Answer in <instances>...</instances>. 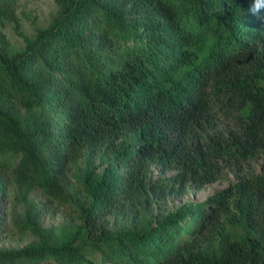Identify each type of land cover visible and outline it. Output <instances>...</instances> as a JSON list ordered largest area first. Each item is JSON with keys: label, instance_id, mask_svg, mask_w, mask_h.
<instances>
[{"label": "trees", "instance_id": "trees-1", "mask_svg": "<svg viewBox=\"0 0 264 264\" xmlns=\"http://www.w3.org/2000/svg\"><path fill=\"white\" fill-rule=\"evenodd\" d=\"M56 2L27 33L0 0V175L25 204L11 234L32 237L0 264H264V0ZM84 159L74 220L44 225L31 191L70 204ZM154 164L174 172L152 178ZM227 170L202 201L109 226Z\"/></svg>", "mask_w": 264, "mask_h": 264}, {"label": "rangeland", "instance_id": "rangeland-1", "mask_svg": "<svg viewBox=\"0 0 264 264\" xmlns=\"http://www.w3.org/2000/svg\"><path fill=\"white\" fill-rule=\"evenodd\" d=\"M19 16L22 28L27 33H33L37 25L49 23L57 13L56 0H13ZM15 22L10 20L3 27L14 46L24 45L23 39L16 33L14 28ZM263 158L256 163L260 167ZM99 163V158L94 160ZM89 164V160L84 159L76 165L70 174L71 190L76 200L70 204H65L58 198H50L45 195L39 188L31 191L30 196L39 198V204L42 206V221L46 226L54 224L67 223L74 220L77 212V199L80 196L78 189L79 182L83 177L84 169ZM104 165L98 167L101 169ZM173 170H165L160 165L154 164L150 172L152 178H156L160 173L171 174ZM236 179L233 171L227 170L224 175L216 181L207 183L203 187H197L194 184L189 185L188 191L183 195L169 194L166 198H150L143 196L142 202L131 203L128 212H114L106 215L109 226L113 229H122L132 226L134 223L133 213L141 214L144 218L162 216L164 213L176 209L186 201H202L215 192L225 188L230 182ZM10 184L5 175H0V249L17 248L26 244L32 237L27 239L18 238L11 234L14 226V215L25 211L24 202L14 204L7 195Z\"/></svg>", "mask_w": 264, "mask_h": 264}, {"label": "clouds", "instance_id": "clouds-1", "mask_svg": "<svg viewBox=\"0 0 264 264\" xmlns=\"http://www.w3.org/2000/svg\"><path fill=\"white\" fill-rule=\"evenodd\" d=\"M249 11L253 12V14H258V11H259V10H258V9H255V10H254V8H251V9H249Z\"/></svg>", "mask_w": 264, "mask_h": 264}]
</instances>
